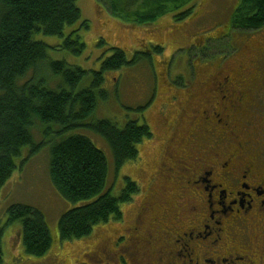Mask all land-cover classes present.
<instances>
[{
  "label": "flooded vegetation",
  "instance_id": "obj_1",
  "mask_svg": "<svg viewBox=\"0 0 264 264\" xmlns=\"http://www.w3.org/2000/svg\"><path fill=\"white\" fill-rule=\"evenodd\" d=\"M248 41L232 64L196 63L182 87L154 90L157 167L143 184L141 158L131 218L116 219L129 224L99 251L124 264H264V47Z\"/></svg>",
  "mask_w": 264,
  "mask_h": 264
},
{
  "label": "rangeland",
  "instance_id": "obj_2",
  "mask_svg": "<svg viewBox=\"0 0 264 264\" xmlns=\"http://www.w3.org/2000/svg\"><path fill=\"white\" fill-rule=\"evenodd\" d=\"M239 1L190 0L152 23L138 25L120 21L96 0H77L81 13L80 20H86L88 28L82 27L79 21L65 27L63 36L42 33L34 35L36 40L43 41L49 46L47 53L50 60H64L71 66H78L87 71L75 92L89 87L91 71H98L101 62L112 55L113 51L109 48L121 49L127 60L131 61L137 51L145 52L150 50V46L161 47L162 51L159 53L151 51V61L144 56L143 60L132 65L105 72L102 89L107 91V97L102 98L97 94V106L88 120L89 123L109 120L119 129H123L131 120H136L140 124L145 122L152 132L154 130L157 138L153 141L152 138H145L137 146L138 158L116 168L107 142L86 126L62 130L57 124L36 121L31 128L35 149L30 145L22 148L21 154L14 159L17 168L0 188V228L3 229L0 264H124L123 253L109 256L104 253L103 248V251L99 250L103 239L113 240L115 236L113 233L118 234L129 222L122 225L117 223L120 220L109 218L107 222L95 225L92 231L82 238L68 241L59 238L58 222L61 215L88 201L71 203L54 190L49 179L50 146L72 135L85 136L106 157L108 174L104 191L112 196H118L124 188L126 177L136 181L141 187L138 179L141 158L143 157L141 164L143 170L140 178L144 184L149 176H153V170L157 167V159L165 136L161 124L162 117L157 112L158 109L153 108L156 104L154 90L156 92L158 89L163 93L167 82L173 88L182 87L190 80L196 63L226 64L225 62L238 51L239 42L245 44L249 40L250 46L264 47V25L258 29L248 30L232 27V14ZM191 6L193 10L189 16L182 20L176 19L175 16ZM68 34L71 37L78 35L85 44L80 55L62 48L64 38ZM199 36L203 37L200 44L195 42L199 40ZM237 59L238 56L226 65ZM167 60L168 75L165 77L164 67ZM43 74L48 83L51 81V85L58 83V80L53 81L54 77L50 72L45 71ZM30 76L31 72L21 81L27 80ZM173 109L174 106L171 107V113ZM129 203L123 202L120 206L122 214L125 212V218L128 219L131 218L130 213L134 208V203L128 206ZM12 204L30 205L43 214L52 238L51 246L45 255L32 256L24 252L20 223H7V208ZM110 246L112 249L113 245Z\"/></svg>",
  "mask_w": 264,
  "mask_h": 264
},
{
  "label": "trees",
  "instance_id": "obj_3",
  "mask_svg": "<svg viewBox=\"0 0 264 264\" xmlns=\"http://www.w3.org/2000/svg\"><path fill=\"white\" fill-rule=\"evenodd\" d=\"M122 22L145 25L180 8L190 0H96ZM193 6L175 16L185 19ZM77 0H0V188L17 168L14 159L24 146L35 149L31 128L36 121L57 124L62 130L86 126L100 135L109 145L114 164L119 168L138 158L137 146L151 132L147 123L128 121L119 129L109 120H88L97 106V94L107 97L102 89L104 73L118 70L143 60L151 61V51L162 48L150 46L145 52H135L131 61L119 48H109L98 71H91L89 87L75 92L87 71L71 66L64 60H50L43 41L34 35L63 36L65 27L80 20ZM231 25L236 29H258L264 25V0H240L232 14ZM85 47L80 37L68 34L62 48L80 55ZM45 71L58 83H48ZM29 72L30 78L21 81ZM60 79V80H59ZM87 121V122H86ZM49 179L57 194L71 203L88 202L63 213L58 222L59 238L79 239L88 235L98 223L109 218L119 219L121 204L129 201L136 186L125 178L126 187L118 196L104 191L108 174L104 153L82 135H72L54 142L49 150ZM19 222L24 252L32 256L45 255L52 238L40 210L26 204L7 208V223ZM2 228H0V262L2 261Z\"/></svg>",
  "mask_w": 264,
  "mask_h": 264
}]
</instances>
